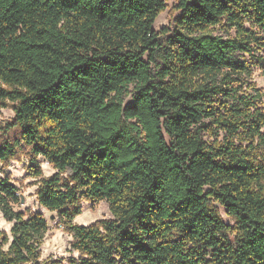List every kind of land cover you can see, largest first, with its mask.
Masks as SVG:
<instances>
[{"label": "trees", "instance_id": "obj_1", "mask_svg": "<svg viewBox=\"0 0 264 264\" xmlns=\"http://www.w3.org/2000/svg\"><path fill=\"white\" fill-rule=\"evenodd\" d=\"M164 8L0 0V104L19 130L0 144V163L31 153L37 200L79 253L68 264H264V108L232 76L249 74L236 51L264 46V0H177L166 42L153 29ZM222 23L236 37L208 32ZM83 199L107 200L111 217L74 223ZM17 200L0 177L12 221L0 264H59L40 259L46 217L13 210Z\"/></svg>", "mask_w": 264, "mask_h": 264}, {"label": "rangeland", "instance_id": "obj_2", "mask_svg": "<svg viewBox=\"0 0 264 264\" xmlns=\"http://www.w3.org/2000/svg\"><path fill=\"white\" fill-rule=\"evenodd\" d=\"M177 13V0H165V8L158 14L153 24V29L164 42L167 40L166 35L173 28V20ZM245 25L258 35L260 41L263 40V32L261 29L251 25L249 22H246ZM208 32L223 38L236 37L235 29L227 27L224 23L210 27ZM251 46L253 48L251 53L236 51L233 55L234 58L248 65L249 74H243L241 76L233 74L232 76L238 78L236 84H239V94L259 97L260 104L264 108V46L259 43H252ZM130 89L132 90V88ZM129 98L130 96H126L124 100L129 101ZM13 120L14 111L11 104L8 103L5 106L0 104V144L4 140H12L18 137L19 130L13 124ZM124 124L127 125V122H124ZM31 158L32 155L28 149L22 147L15 157L9 159L6 163H0V177H7L16 186L18 200L11 202L13 210L41 211L46 217L47 230L39 246L40 259L54 260L59 262V264H68V260L70 258H77L79 253L71 247L72 234L66 229L64 222L58 217L56 212L50 211L39 204L36 197L37 178L30 176L26 169ZM33 162L41 167L43 176H48L56 170L52 164L40 155L35 157ZM65 174L67 175V172ZM21 197L23 201H21ZM214 205L224 222L233 225L234 221L226 213L224 207L219 203H214ZM109 217H111V213L107 200L102 199L93 202L83 199L81 201V213L73 219V222L89 225L98 219ZM11 225L12 221H8L0 211V243L2 242L3 235L11 239ZM7 245V243L4 244V247L6 248Z\"/></svg>", "mask_w": 264, "mask_h": 264}, {"label": "water", "instance_id": "obj_3", "mask_svg": "<svg viewBox=\"0 0 264 264\" xmlns=\"http://www.w3.org/2000/svg\"><path fill=\"white\" fill-rule=\"evenodd\" d=\"M21 201H23V198L21 197Z\"/></svg>", "mask_w": 264, "mask_h": 264}]
</instances>
